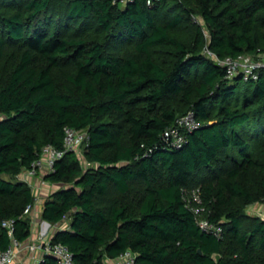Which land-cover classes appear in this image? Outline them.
<instances>
[{"label": "trees", "instance_id": "16d2710c", "mask_svg": "<svg viewBox=\"0 0 264 264\" xmlns=\"http://www.w3.org/2000/svg\"><path fill=\"white\" fill-rule=\"evenodd\" d=\"M14 42L0 68V222L17 240L35 201L19 174L69 127L87 131L83 161L67 150L43 176L56 188L41 218L77 264L127 249L135 264H264V216L246 211L264 202V72L227 77L206 52L264 53V0H0V60ZM190 110L198 125L176 146L164 131ZM194 187L220 236L198 225ZM10 242L0 225V249Z\"/></svg>", "mask_w": 264, "mask_h": 264}, {"label": "built area", "instance_id": "2783aa9c", "mask_svg": "<svg viewBox=\"0 0 264 264\" xmlns=\"http://www.w3.org/2000/svg\"><path fill=\"white\" fill-rule=\"evenodd\" d=\"M150 3V1H148ZM208 55L213 57L217 63L224 65L227 77H232L239 73L244 80L257 79L261 72H264V53L257 55L241 54L236 58L226 57L218 58L210 50L206 49ZM4 118V114L0 111V120ZM198 125L195 113L190 110L179 117L175 124L164 131V136L171 139L172 143L180 146L185 140V130H190ZM88 135L85 129H72L65 127V135L63 147L56 148L52 145H45L30 168L24 169L19 178L27 182L34 188L35 201L25 206L23 215L31 220V235L27 241H19L14 237V220L2 219L1 227L5 228L11 242L5 249H0V264H39L41 260L51 255L55 258V264H77L68 247L62 242H53L51 237L47 235V231H43L42 225L31 215L34 204L39 198L40 193L45 190L48 183L43 176L54 170V163L62 157L67 150H73L77 155L82 153V145L86 141ZM80 157V156H79ZM51 184V183H49ZM33 192V191H32ZM52 192V191H51ZM190 208L197 217L198 225L207 231L220 236L222 227L219 224L210 222L204 216L205 208L198 187L190 190V198L188 200ZM24 255L21 258V255ZM113 260L115 264H135V253L127 249ZM107 263V260L105 262Z\"/></svg>", "mask_w": 264, "mask_h": 264}, {"label": "rangeland", "instance_id": "374dc122", "mask_svg": "<svg viewBox=\"0 0 264 264\" xmlns=\"http://www.w3.org/2000/svg\"><path fill=\"white\" fill-rule=\"evenodd\" d=\"M183 32L188 33L185 30H183ZM189 33H188V35H189ZM20 49H21V47L19 46L18 42H14V43L9 44L6 47L3 58L0 60V68H4V66L7 63V60L12 57L11 54L14 55V53H18L20 51ZM61 62L62 63H61L60 68L57 71H55L54 74L56 75L57 78L63 79L64 75L70 69V63L68 61H63V60H61ZM67 85H70L68 81H67ZM79 156L81 158L80 160L83 161L82 153H80ZM54 188H56V187L53 183H51V184L48 183V186L46 185L45 190H43L40 193V195L44 194V196H47L49 193H51V191ZM32 191L34 193V191H35L34 188H32ZM45 193H46V195H45ZM246 211H247V213L252 214V215L264 216V202H255V203L249 204L246 207Z\"/></svg>", "mask_w": 264, "mask_h": 264}, {"label": "crops", "instance_id": "0c3cea01", "mask_svg": "<svg viewBox=\"0 0 264 264\" xmlns=\"http://www.w3.org/2000/svg\"><path fill=\"white\" fill-rule=\"evenodd\" d=\"M45 195H46V193H45ZM46 197H47V196H44V194H43V195L41 194V195L39 196V198L36 200V202H35V204H34V208H33V211H32V213H31V215H32V216L34 215L35 217H36V215H37L36 219H37V220L40 222V224L42 225V229H43V231H47V232H46L47 235H48L49 237H51V236L53 235L55 229H56V228H59V225H60V224H55V225H51V224H49V225H47V224L45 223V221L41 218L42 207H43L44 199H45ZM23 257H24V255L22 254V255H21V258H23ZM107 263H108V264H115L113 260H108V259H107Z\"/></svg>", "mask_w": 264, "mask_h": 264}, {"label": "water", "instance_id": "95a60500", "mask_svg": "<svg viewBox=\"0 0 264 264\" xmlns=\"http://www.w3.org/2000/svg\"><path fill=\"white\" fill-rule=\"evenodd\" d=\"M45 223H46L47 225H49V222L45 221ZM199 252L201 253V250H199Z\"/></svg>", "mask_w": 264, "mask_h": 264}]
</instances>
